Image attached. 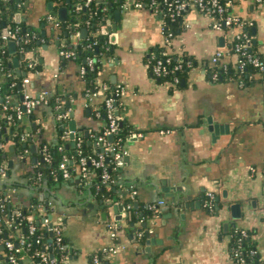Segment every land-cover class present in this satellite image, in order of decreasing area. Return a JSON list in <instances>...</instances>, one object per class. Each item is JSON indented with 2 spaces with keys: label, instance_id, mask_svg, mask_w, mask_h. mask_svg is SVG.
Instances as JSON below:
<instances>
[{
  "label": "crops",
  "instance_id": "0c3cea01",
  "mask_svg": "<svg viewBox=\"0 0 264 264\" xmlns=\"http://www.w3.org/2000/svg\"><path fill=\"white\" fill-rule=\"evenodd\" d=\"M54 5L53 0H21L16 12L41 32L59 34L57 26L44 24ZM232 11L251 26L256 50L264 59V0H234ZM54 15L60 19L58 12ZM111 18V26H118L108 30L114 55L97 80L110 79L122 87L120 115L136 131L126 139L124 151L111 158L117 173L113 195L99 198L89 187L79 185V175L56 188L50 216L63 225L67 244H74L69 252L72 258L64 264H89L93 252L112 245L117 251L109 254L110 264H230L227 232L232 224L253 229L264 264V73L243 84L236 79L213 80L207 72L208 65H213L211 56L232 43V30L216 29L214 15L194 5L184 13V27L170 45L161 31V15L149 8L122 9L120 20L112 14ZM64 43L65 39L56 37L43 40L35 52L27 53L43 64L28 74V90L36 96L48 92V98L60 94L69 121L74 112L76 130L100 129L103 121L92 113L80 64L70 56L64 59ZM16 46L7 42L12 54ZM160 49L187 54L196 61L180 85L170 86L153 74L152 59ZM19 65L20 59L14 66L20 71ZM100 100L96 96L92 103ZM26 121L27 130L37 128L30 142L32 155L8 159L12 160L10 179L24 183L33 169L40 137L52 140L58 128L49 103L38 104ZM10 147L13 150V144ZM6 175H0V191ZM128 182L136 193H130ZM210 190L222 203L242 202L244 216L235 220L229 211L218 215L208 210L205 201ZM33 194L32 188L21 186L13 193V204H27ZM128 196L133 197L134 220L128 219L123 204ZM161 198L166 203L147 215ZM227 220L226 230L223 222ZM114 221L120 224L116 235L110 228ZM145 221L155 238L149 250L139 242ZM6 255L1 245L0 264ZM19 264H32L31 257L24 253Z\"/></svg>",
  "mask_w": 264,
  "mask_h": 264
},
{
  "label": "trees",
  "instance_id": "16d2710c",
  "mask_svg": "<svg viewBox=\"0 0 264 264\" xmlns=\"http://www.w3.org/2000/svg\"><path fill=\"white\" fill-rule=\"evenodd\" d=\"M53 1L55 5L51 10L52 13L57 14L59 8L63 5H66L68 9L67 17L65 19H59L57 25V27L61 29L59 34H55V32L52 31L50 34L45 33L43 35L40 30L31 26L25 19L16 21L15 12L18 7L10 9L8 13L3 15L1 9L8 8L9 0H1L0 5V22H5L12 27L16 25L21 27V40L17 43L16 52L12 54L8 51L7 42H4L1 37L3 27L0 26V86L1 96L3 97V100H0V164L4 165L6 173H8V175L5 173L8 180L3 184L4 188L0 191V204L4 205L3 209L0 207V227L2 228L0 239L2 242L6 239H11L16 243H20L21 240H24V250L18 253L17 264H19L24 253H27L28 256L31 257L32 264H51L50 260L52 259L64 264L66 259H68L69 250L64 232L63 241L61 243L64 247H61L55 240V233H51L47 230V227L43 223V217L50 216L52 212L53 206L51 199L60 183L66 180H74L76 176L79 175V185L83 188L89 187L92 193L99 198L106 199L115 192L114 186H117V173L114 170V163L111 161V158L124 151L126 139L136 130L120 117V130L118 133H115L112 138H110L109 135L106 136L107 142L110 143L111 150H105L102 142L98 140L108 123L106 108L107 97L111 95L115 96L117 114L121 116L119 110L121 100L119 86L108 79L106 82L109 84V87L103 89L101 87L102 83L97 80V76L103 69L106 61L114 55V44L109 40L108 30L105 31L107 28V19L110 17V10L133 8L136 6V2L139 1L145 5L144 7L154 12L159 8L156 13L161 15V19H163L166 24L168 32H172L173 35L184 27V14L172 20L168 15L165 0H90L88 4H86L87 0ZM153 1L154 5L151 6L150 4ZM127 2H129V4H126ZM47 22L48 20L45 18L44 24L46 25ZM83 28L87 29V34L85 36H81V30ZM245 30L252 35L253 40V34L249 24L245 25ZM76 32H79V37L77 42H74L72 35ZM55 37L65 39V43L61 47L62 50H74L75 55L70 57L75 58L79 62L80 67L82 65L85 66V72L82 77L86 82V91H96L98 93L97 96L101 97L98 103H92L93 99L89 98V105L94 116L102 119L103 126L100 129L90 132H86L85 129H77L75 130V134L71 135L69 132V117L68 119L57 118L58 128L56 136L49 141L40 137L35 150L36 160L33 169L28 175L25 183L19 182L10 179L8 159L16 154L24 159H29L28 156L32 155L30 142L37 135V128L32 132L27 130L28 121H26V116L32 115L33 112L22 117H18L16 114L17 97L22 92V89L19 88V84L22 83L24 77L28 76L30 72L39 70L43 66L36 55L29 56L27 53L30 51L35 52L43 40L49 42ZM233 45L234 44L226 45V47H229L228 50H230V52H233ZM249 48L263 59L262 55L257 52L253 41ZM14 55H17L20 59V74L18 73V69L13 65ZM89 57L93 58L92 64L88 62ZM158 57L164 59L169 57L171 61L168 73L164 76H157V78L164 82L165 80H172L175 76H179L180 81L176 85H180L182 79L186 78L192 67L196 65L194 58L187 54L179 55L160 49L152 59V63H154L155 59ZM67 58H69V56L64 55V59ZM179 62L183 63L182 68L179 70H172ZM188 63H190V65ZM214 71L219 72L221 80H228L230 76H235L236 78H244L245 82L254 80L258 73H264V70L260 71L258 68H254L251 65L246 66L244 70L239 69L236 66L233 55L230 56L227 70H224L218 64L208 65L207 72L212 75ZM7 93L11 94L12 103L9 104L11 105L10 107L5 108L6 99L4 96ZM48 103L55 109L56 117L58 114L56 105L60 104L63 108L65 106L61 100L60 94L56 93L48 98ZM78 136L82 137L81 144L78 142ZM10 144H13V150H11ZM100 153L105 155L104 163L110 171L113 179L112 183L103 182L101 176L102 168L95 166L89 160L86 162L88 166L87 174L84 175V171H82L81 158L85 156L90 159L91 156H98ZM65 157H68L67 167L70 172L69 177L64 176V169L61 167V162ZM24 185L32 188L34 194L29 203L19 207L15 206L13 204V195L7 197L9 189L11 187L19 188ZM127 186L132 194L133 185L128 182ZM123 204L128 211V219H137L133 207V197L128 196L124 198ZM205 206L208 210L215 211L216 198L214 197V204L211 207ZM156 211L157 209L152 208L148 210L146 214L150 216ZM31 222H34L37 226L35 233H30L29 226ZM61 226L63 228V225ZM241 228V226L232 224V228L227 232V234L229 233L231 259L237 260L241 257L243 260H241L239 264H262L263 260L256 247L253 229L246 228L248 232L247 236H241ZM39 234H41L43 238L38 243L35 239ZM224 234L227 235L225 231ZM46 236L49 238L48 241L46 240ZM144 239L145 237L140 231L139 240ZM46 244H48V246ZM44 245L46 249H43ZM4 249L8 255L7 248L4 247ZM237 250L239 253H237ZM253 250L255 252H253ZM43 251L48 255V262L43 260L39 254H36L37 252ZM97 252L100 257L99 264H110L109 254L102 252L101 249L90 255L89 264H94L93 257Z\"/></svg>",
  "mask_w": 264,
  "mask_h": 264
},
{
  "label": "built area",
  "instance_id": "2783aa9c",
  "mask_svg": "<svg viewBox=\"0 0 264 264\" xmlns=\"http://www.w3.org/2000/svg\"><path fill=\"white\" fill-rule=\"evenodd\" d=\"M261 1V0H258ZM90 0H87L86 4H88ZM234 1L233 0H165L166 8L168 10V15L173 20L177 18L178 16H182L191 5L196 6L198 9L205 13H209L214 15V23L213 26L218 30H225L226 28H229L232 30L231 33V44L233 45V52H230L228 50L229 47H224L221 49H218L212 56L211 61L213 64H218L220 67H222L224 70H227L229 67V60L230 56H234V61L236 62V66L244 70L246 66L251 65L254 68H258V70L262 71L264 70V61L260 57V55L252 52L250 50L249 46L251 44L252 35H250L245 30V25L248 24L246 20H244L239 15L233 13L232 6ZM126 4H129L127 2ZM135 7H144L145 5L142 2H136ZM151 6L154 5V1L150 4ZM159 10V8L156 9V12ZM47 20L57 26L59 23V19L54 15V13H49L47 15ZM161 31L165 36V43L167 45H170L172 42V38L174 35L172 32H168L167 26L164 23L163 19H161ZM20 29L21 27L19 25H16L15 27H10L7 29L6 32L1 33V37L4 40V42H8L9 40H14L16 43H18L21 40L20 37ZM79 37V32H76L72 35V39L74 42H77V39ZM27 40V39H26ZM62 54L66 56H74L75 51H65L62 50ZM170 58H162L158 57L155 59L154 63H152V72L155 76H164L168 73L170 70ZM89 64H92L93 58H88ZM190 65V63H188ZM183 66V63L179 62L176 64L172 70H179ZM85 72V66L80 67V73L83 76ZM0 75H1V66H0ZM213 80H219L220 75L219 72L214 71L212 74ZM229 79H236L240 83H245V79L242 77L236 78L235 76H230ZM180 81L179 76H175L172 80H165L168 85H174L177 84ZM30 82V77L25 76L22 81V92H23V99L21 102L17 103V109L16 114L18 117H22L24 115L31 114L34 110V108L41 103H48V92H43L39 95H34L28 90V84ZM101 87L103 89H107L109 87V84L106 81L101 82ZM119 89L121 92L122 87L119 86ZM90 99H93L98 95L96 91L87 93ZM4 98L6 99V103L4 105L5 108L10 107L12 103V97L11 94L7 93ZM0 100H3V97L1 96V86H0ZM56 107L58 108V119H68L69 113L67 110H65L60 104H57ZM106 108H107V116H108V123L107 126L103 132L98 138L99 142H102L105 150H111L110 143L107 142L106 136L107 135H114L115 133H118L120 130L119 127V119L121 116H118L117 114V106L115 104V96H109L106 98ZM161 132H165L167 130L161 129ZM69 132L71 133L72 130L70 129ZM75 134V131H74ZM78 142L81 144L82 137L78 136ZM119 155V154H118ZM104 157L105 155L103 153H100L98 156H91L90 159L83 156L81 158V164H82V171H84V175L88 172V166L86 162L89 160L91 161L95 166L102 168V180L106 183H112L113 179L111 177L109 169L105 166L104 163ZM67 161L68 157H65L63 161L61 162V167L64 169V176L69 177L70 172L67 167ZM6 169L3 164H0V175L5 176ZM133 188V187H132ZM16 187H11L9 189V193L7 197H11L13 193L16 191ZM136 193V190L133 188L132 194ZM214 197L215 193L213 191L207 192V199L205 201V205L212 206L214 204ZM166 203V200L161 198L158 199L155 203H153V208H157L159 205H164ZM0 207L3 209L4 205L0 204ZM43 223L47 227V230H49L51 233H55V240L60 244L61 247H64L61 243L63 241V228L60 221H55L52 216H44L43 217ZM120 227V224L118 221H114L112 224H110V228L112 230V234L116 235L117 229ZM30 233H35L37 230V226L34 222L30 223L29 226ZM2 232V228L0 227V233ZM241 236H247L248 232L245 227H242L240 230ZM42 235L39 234L36 237V242H40L42 239ZM4 245L5 248L8 250V255L6 260L2 264H17L18 263V253L22 252L24 250V240H21L20 243H16L11 239H6L4 242L0 239V246ZM48 246V244H46ZM102 252L106 254H111L117 251V246H105L101 248ZM253 252H255L253 250ZM237 253L239 251L237 250ZM36 254H39L43 260L46 262L49 261L48 255L45 251L43 252H37ZM243 260L241 257H239L237 260H233L230 258V264H239V262ZM51 264H62L59 261L52 259L50 260ZM94 264H99L100 257L98 255V252L94 254L93 257Z\"/></svg>",
  "mask_w": 264,
  "mask_h": 264
},
{
  "label": "water",
  "instance_id": "95a60500",
  "mask_svg": "<svg viewBox=\"0 0 264 264\" xmlns=\"http://www.w3.org/2000/svg\"><path fill=\"white\" fill-rule=\"evenodd\" d=\"M21 0H9V6L8 8H3L1 9V13L3 15H5L6 13L9 12L10 9H14V8H17L18 7V3L20 2ZM0 5H1V0H0ZM51 5V4H50ZM67 6L66 5H63L59 8L58 10V13H59V18L60 19H65L67 17ZM111 14L113 16V19L114 20H120L121 18V14H122V9H111L110 10V17L107 19V24H106V30H110L112 27L114 29H116L118 26L117 24H114L113 26H111V23H112V18H111ZM15 17H16V20L17 21H20L21 20V14L19 12H15ZM0 26L3 27V32H6L8 28L11 27V25L9 24H6L5 22H0ZM120 26V24H119ZM42 34L44 35L45 34V31L42 32ZM87 34V29L86 28H83L81 30V36H85ZM253 42H255V40H253ZM60 42L58 41L57 44H59ZM8 44L11 45V44H15V41L14 40H9L8 41ZM19 61V58L18 57H13V65L14 66H17V63ZM18 73L20 74V71L18 70ZM19 88L21 89L22 88V84L20 83L19 84ZM21 100L23 99V94L19 97ZM70 116H71V119L69 121V124H70V129L72 130L71 132V135H74V131L76 130V120L74 119V112L71 111L70 112ZM110 138L113 137V135H110L109 136ZM12 148V147H11ZM36 159V158H35ZM120 159H123L122 158H119ZM12 160H10V164L12 163L11 162ZM226 192V190H225ZM225 198L227 197V194L224 193L223 195ZM230 212V216L231 218L237 220V219H241L243 216H244V208H243V204L242 202L240 201H234V202H229V203H222L221 200H220V196H217L216 197V214H220L221 212L225 213V212ZM224 223V227L225 229L227 230L229 228V222L228 220L223 222ZM139 231H141V233L144 235L145 239L144 240H139L140 242V245L143 244V248L142 249H146V250H149L151 245L154 243V240L155 238H153L151 236V231L149 229V225H148V222L145 221L143 222V225H142V228L139 229ZM6 236V234H5ZM139 245V244H138ZM68 246V250L70 253L73 252V247H74V244L69 242L67 244ZM43 249H46V246L44 245L43 246ZM69 258H72V256L70 255Z\"/></svg>",
  "mask_w": 264,
  "mask_h": 264
}]
</instances>
